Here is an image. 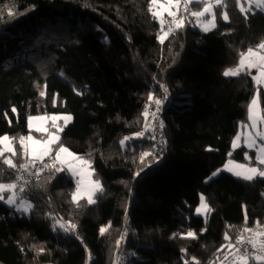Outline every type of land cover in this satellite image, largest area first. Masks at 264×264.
<instances>
[{"label": "trees", "instance_id": "1", "mask_svg": "<svg viewBox=\"0 0 264 264\" xmlns=\"http://www.w3.org/2000/svg\"><path fill=\"white\" fill-rule=\"evenodd\" d=\"M147 9V0H0V135L29 133L30 113H70L61 142L103 184L94 205L83 198L77 207L66 169L34 175L21 193L29 214L0 202V264H220L245 228L264 229V181L228 172L207 180L229 158L239 124L248 125L256 91L264 123V88L252 74L223 75L264 41V13L245 20L230 7V22L217 15L207 32L188 15L161 44L162 26ZM160 84L168 99L154 132L142 113L156 109L149 92L163 99ZM144 152L152 155L142 164ZM245 153L255 157L244 145L232 157L256 162ZM0 167L3 182L19 174ZM201 194L214 209L207 222L194 210ZM56 220L75 224V234L53 231ZM189 230L196 239L180 237Z\"/></svg>", "mask_w": 264, "mask_h": 264}, {"label": "snow or ice", "instance_id": "2", "mask_svg": "<svg viewBox=\"0 0 264 264\" xmlns=\"http://www.w3.org/2000/svg\"><path fill=\"white\" fill-rule=\"evenodd\" d=\"M148 2V12L155 18L158 16V13L153 10V5H157L160 0H147ZM169 5H178L181 3V0H167ZM185 5V11H187L189 5H193L196 7L201 8L199 11L191 12L190 15L196 17L198 20L205 16H210L211 19L207 20L204 25L202 26V30L207 32L210 28H215L216 26V19L217 15L219 18L225 22H230V14L229 8L238 9L239 13L243 16L245 20L248 19L249 15H255L257 11L264 13V0H183ZM245 4L248 7H245ZM23 15L24 13H19ZM170 16L173 17L172 22L169 24L167 32L164 33L163 36L158 35V40L161 44L164 43V40L168 38V36L173 33L175 30H179L184 26V19L183 17L177 18L176 13L169 11L168 13ZM9 18H15L14 13L9 9L7 13ZM172 24H175V29L172 27ZM161 26L163 27V21H161ZM259 50H264V41H261L258 45L254 47H248L246 52H241L239 54L238 64L235 67L227 68L223 75L225 77H236L242 74H250L249 70L252 68H256L258 71V75L253 76L252 79L256 83L264 82V54H261ZM161 89H163L164 97L163 99L155 98L152 92L148 93V100L156 105V111L152 113L153 119H156V113L160 112L161 106L165 100L168 99V88L164 84L159 85ZM46 87V86H45ZM40 96H45V91H40ZM80 94H83L82 92ZM54 102V101H53ZM257 105V98L254 97L248 106V119L252 121V127H256V117L254 116V107ZM148 107L149 105H145V111L142 115L147 118L148 116ZM11 111L15 113L17 111L16 107L13 106ZM4 116L7 117V113H4ZM49 119L52 121V127L56 128V132H48V129L43 126V123H40L36 126L37 132H48V138L43 142L41 140L35 139L32 135H19L16 136H9L7 133L0 135V164L7 166V169H11L14 172H28L29 167L36 168V162H40V167L37 168V171L31 173L32 175L39 176L40 172L44 169H48L50 173H60L64 171L63 167H58L56 165V161H60L61 164L64 161L61 159V154H67L68 157L72 158V161H79L80 167H77L74 163H69L68 171L71 172L73 175H79L80 180L76 182V190L71 194L73 202L76 204L77 207H80L79 198H83L84 195L87 197V204L94 205L96 203V196L97 193H103V185L101 181L97 178L92 180L91 177L93 176V171H87L86 167H90V161L84 160L83 157H78L77 154L69 151L68 148L64 147L62 143H58L60 140V136L58 135L59 132L63 131L62 127L57 125V120L63 119L65 126H67L68 122L71 121L72 117L70 115L64 116H57L53 115ZM28 120V127L31 129L33 127V121H40L43 122L46 120L45 116H32L29 115L27 117ZM11 124V121H9ZM159 127L162 129L164 127L163 121L159 122ZM137 137L143 136V132H138L134 134ZM256 136L264 141V133L257 132ZM129 138L125 137L120 141V144L123 146L125 145V141ZM155 139V137H152ZM240 140V135L237 136L232 141L233 147L237 146V141ZM14 142H18L20 144V150L14 146ZM249 147H253L256 144L255 137L249 136V138L245 141ZM57 145V149L55 151V157L51 159V162H45L44 158L48 157L52 152V146ZM6 153L10 155H6ZM152 153L144 152L141 155V163H144V157L150 156ZM228 156L231 158L232 153L229 152ZM19 157V159L23 162L17 163L14 158ZM245 158L248 159L247 153H245ZM256 161L259 165H264V143H262L256 151L255 156ZM229 165H233V167H229ZM223 169L229 172H232L238 178H241L245 181L252 182L255 179L259 178L264 181V169L259 167L249 166L247 164H240L235 162L232 159H229L224 165ZM6 169L0 167V201H5L10 207H14L17 212H24L28 213L33 205L30 201L25 200L23 197L20 196V193H24L26 188L24 185L28 184L27 180L24 181V184L18 183L22 176H16L15 179L11 180L10 182H3V176ZM221 169H217L215 172L211 174V177H215L219 174ZM136 175H139L137 173ZM85 176H87V182H85ZM209 177V179H211ZM53 178V175H49V181ZM18 189V191H17ZM83 189V191H82ZM9 193L7 198H5L4 193ZM264 195V193H262ZM19 201V202H18ZM214 209L207 203L206 197L202 194L200 197V205L195 209V213L197 215H204L205 222H207V216ZM51 216V213H49ZM127 218V217H126ZM245 222H247V214L245 215ZM257 224H260V221H257ZM57 226L60 230H62L65 234H75V230L77 226L72 224L70 221L62 223L61 220H56L55 224L52 227L53 231L57 230ZM110 226V224H109ZM245 231L251 232L252 229L245 228ZM100 235L103 236L106 232V227L102 226L100 229ZM201 231H206V229H202ZM259 235L264 236V232L260 233ZM176 234H173L175 237ZM181 238H192L196 239V233L192 230L187 231L186 233L180 234ZM79 239V237L77 236ZM123 239V237H121ZM225 240H230L228 233L224 235ZM82 242V241H81ZM248 242L252 244V248L254 252H249L248 248L244 247L241 250L240 247H236V245H242L244 243V237L242 234L238 235L236 239V245L229 244V247H235V253H233L234 262L235 264H249V260H254L256 262H261L264 264V242H261L259 246L254 239L251 237L248 238ZM117 247L120 244V240L116 241ZM41 253L44 251L43 248L39 250ZM182 252L186 251V249H181ZM220 251V249H218ZM225 260L228 259V256L225 255ZM192 260L195 261V264H200V262L195 258L192 257ZM114 264H119V260L114 262ZM184 264H189L188 260H184Z\"/></svg>", "mask_w": 264, "mask_h": 264}, {"label": "rangeland", "instance_id": "3", "mask_svg": "<svg viewBox=\"0 0 264 264\" xmlns=\"http://www.w3.org/2000/svg\"><path fill=\"white\" fill-rule=\"evenodd\" d=\"M245 7H248V5L245 4ZM190 9H191V10H190ZM153 10L156 11V12L158 13V16L155 17V18L160 22V24H161V21H163L162 34L160 35V36H163L164 33L167 32L168 27H169V24H170V23L172 22V20H173V17L170 16V15L168 14L169 11H172V12L176 13L177 18H179V17H183V19H184V24H185L186 19H187V16L190 15L191 12L201 10V8H198V7H195V6L191 7V5H189L187 11H185V5H184V3H183V0H181V3L178 4V5H169V4L167 3V0H160V2H159L157 5H153ZM188 12H189V14H187ZM209 19H211L210 16L202 17V18H200L199 20H198L196 17H193L194 27L197 26L198 28H200V29L202 30V26H203L204 23H205L207 20H209ZM215 23H216V26H217V19H216ZM216 26H215V27H216ZM172 27L175 29V24H172ZM212 29H214V28H210V30H212ZM210 30H209V31H210ZM202 31H203V30H202ZM204 32H205V31H204ZM257 51H258V50H257ZM262 51H263V52H261V54H264V50H262ZM249 72H250V74H252V76H256V75H258V71H257L256 68H252V69H250ZM257 84H258V83H257ZM258 85H261V86L264 88V82H261V83H259ZM254 97L257 98V105L254 107V116L256 117V127L253 128V127L251 126V125H252V121H251V120L248 122V125L245 126V127H242V125H243L242 123L239 124V127H238V133H237V134L240 135V140L237 141V146H236L235 148L233 147V144H232V151H231V153L235 152V149L239 148L242 144H244V146L247 147L248 151H249V150L254 151V152H255V156H256L257 148H258L262 143H264V141H261V139H260L259 137L256 136V133H257V132H262V133H264V123H263V121H262V117H261L260 98H259L258 91H256V94L254 95ZM254 97H253V98H254ZM30 115H32V116H45V117H46V120L43 121V122L35 121V120H34V121L32 122V123H33V127L30 129L31 131H30L29 133L26 134V135H29V134H30V135H32L35 139L41 140L42 142L48 138V132H56V131H57L56 128H53V127H52V121H51V119H49L51 116H53V115H57V116L70 115V116L72 117V119H71L70 122H68V124L71 123L72 120H73V115L70 114V113H39V114H33V113H30ZM150 122H151V121H150ZM40 123H43V126H44L45 128L48 129V132H39V134L36 135V134H34V132H37L35 129H36V126H37L38 124H40ZM56 123H57V125H58L59 127H62V128L64 129L65 124H64V120H63V119L57 120ZM68 124H67V125H68ZM151 124H152L153 131L155 132V130H154V125H153L152 122H151ZM146 128H149V124L146 126ZM61 132H62V131H61ZM61 132L58 133V135L60 136V140H59L58 143H62V142H61ZM26 135H25V136H26ZM133 136H135V135H133ZM236 136H237V135H236ZM249 136L255 137V139H256V144H255V146H253V147H249L248 144L245 143V141L249 138ZM126 137H128L129 139H128L127 141H125V145H123V147H126V146H127L128 142H129V140H130V138H131L130 135H127ZM241 143H242V144H241ZM63 145H64V144H63ZM14 146H15V143H14ZM64 147L68 148V147L65 146V145H64ZM15 148H16V146H15ZM52 149H53V150H52V152L50 153V155H49L48 157L51 156L52 158H54V157H55V151H56V149H57V145H53V146H52ZM68 149H69V148H68ZM69 151L73 152L71 149H69ZM73 153H75V152H73ZM75 154H77V153H75ZM6 155H10V154L6 153ZM77 156H78V157H82V156H80V155H78V154H77ZM247 156H248V160L255 159V157L252 156V155L247 154ZM48 157H45L44 160H46ZM61 159L64 161V163L61 164L60 161H56V165H57L58 167H63L64 169H66L68 175H69L70 177H72V178L75 180V182H77L78 180H80V176H79V175H73L71 172L68 171V165H69V163H74L77 167H80L79 161H75V162H73V161H72V158H71V157H68L67 154H64V153L61 154ZM83 159H84V160H88V159H86V158H84V157H83ZM229 159H232V160H234L235 162L240 163V164H247V165H249V166H254V167H259V168H261V169H264V165H259L257 161H256L255 163H249V162L247 163V162H244V161L238 160L237 158H234V157H232V156H231V158L229 157V158L227 159V161H228ZM255 160H256V159H255ZM88 161H89V160H88ZM227 161H226V162H227ZM226 162H225V163H226ZM225 163H224V164H225ZM224 164H223V165H224ZM223 165H222L221 167L217 168V169H221V171L219 172V174L222 173V172H228V173H230V174L233 175L232 172H229V171H227V170H224V169H223ZM84 167H86V170H87V171H93V170H94V168L92 167L91 162H90V167H88V166H84ZM229 167H233V165H229ZM217 169H216V170H217ZM216 170H215V171H216ZM215 171H214V172H215ZM219 174H218V175H219ZM216 176H217V175H216ZM234 176H235V175H234ZM210 177H211V176H210ZM211 178H213V177H211ZM91 179H92V180L97 179V178L94 176V172H93V176L91 177ZM98 179H99V178H98ZM99 180H100V179H99ZM207 180H211V179H209V177H208ZM100 181H101V180H100ZM8 182H10V181H8ZM85 182H87V176H85ZM101 183H102V181H101ZM102 185H103V184H102ZM75 190H76V187H75ZM75 190H74V191H75ZM17 191H18V189H17ZM82 191H83V189H82ZM97 194H98V193H97ZM97 194H96V196H97ZM4 195H5V198H7V195H9V193L6 192V193H4ZM201 195H202V194H201ZM201 195H200V197H201ZM203 195H204V194H203ZM20 196L22 197L21 193H20ZM96 196H94V199H96ZM204 196H205V195H204ZM83 198L87 199L86 195H84ZM83 198H79V200H81V199H83ZM24 199H25V200H28L27 198H24ZM96 200H97V199H96ZM28 201H30V200H28ZM0 202H3V203H5L6 205H8L5 201H0ZM18 202H19V201H18ZM30 202H31V201H30ZM207 203H208V202H207ZM199 205H200V202H199V204L194 208V210H195ZM8 206H9V205H8ZM9 207H10V206H9ZM12 208H14V207H12ZM14 209H15V208H14ZM15 211H16V210H15ZM16 212H17V211H16ZM30 212H31V210H30L28 213H24V212H18V213L26 214V215H27V214H29ZM195 214H196V213H195ZM196 215H197V214H196ZM208 215H209V214H208ZM200 216H202V217L205 218L204 215H200ZM207 217H208V216H207ZM262 232H264V229L258 228V229L252 230L251 232H247L246 235H243V237H244V239H247V240H248L249 237H251L252 239H254V240L256 241L257 246H259V244H260L261 242H264V236L259 235V234L262 233ZM257 235L261 236V239H256V236H257ZM232 245H236V240H235L234 243H232ZM236 247H240V245H236ZM251 252H254V250H252ZM233 253H235V247H229V251H228V254H227L228 259H227V260L224 259V261H222L220 264H227L229 261L231 262V264H235V262H234V257H233Z\"/></svg>", "mask_w": 264, "mask_h": 264}, {"label": "built area", "instance_id": "4", "mask_svg": "<svg viewBox=\"0 0 264 264\" xmlns=\"http://www.w3.org/2000/svg\"><path fill=\"white\" fill-rule=\"evenodd\" d=\"M155 111H156V109H151V108L148 107L147 119L153 123L155 132H158L159 129H160L159 122L161 121L162 110L160 112H157L156 113V117L157 118L153 119L152 113L155 112ZM51 159H52V157L50 156V157H48L45 160V162H49L50 163ZM40 166H41L40 162L37 161L36 162V168H33V167L30 166L28 172H19L18 176H22V179L18 183L24 184L25 180H27L29 182L30 179L34 176L31 173L36 172L37 168H39ZM26 185H24V186H26ZM256 239H261V236L257 235ZM244 247L248 248L249 252H251L253 250L252 244L249 243L247 239H244V243L242 245H240L241 250H243ZM119 261H120L119 264H124V258L123 257H121Z\"/></svg>", "mask_w": 264, "mask_h": 264}, {"label": "crops", "instance_id": "5", "mask_svg": "<svg viewBox=\"0 0 264 264\" xmlns=\"http://www.w3.org/2000/svg\"><path fill=\"white\" fill-rule=\"evenodd\" d=\"M256 50H258V51H260V52H263L262 50H259V49H256ZM242 144V143H241ZM242 145H244V144H242Z\"/></svg>", "mask_w": 264, "mask_h": 264}]
</instances>
